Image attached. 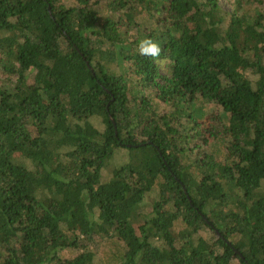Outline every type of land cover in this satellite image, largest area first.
Returning a JSON list of instances; mask_svg holds the SVG:
<instances>
[{"label": "trees", "instance_id": "trees-1", "mask_svg": "<svg viewBox=\"0 0 264 264\" xmlns=\"http://www.w3.org/2000/svg\"><path fill=\"white\" fill-rule=\"evenodd\" d=\"M230 3L0 0V264H264V0Z\"/></svg>", "mask_w": 264, "mask_h": 264}, {"label": "clouds", "instance_id": "clouds-1", "mask_svg": "<svg viewBox=\"0 0 264 264\" xmlns=\"http://www.w3.org/2000/svg\"><path fill=\"white\" fill-rule=\"evenodd\" d=\"M138 52L142 56L158 58L161 53L160 46L151 39H142L138 44Z\"/></svg>", "mask_w": 264, "mask_h": 264}, {"label": "rangeland", "instance_id": "rangeland-1", "mask_svg": "<svg viewBox=\"0 0 264 264\" xmlns=\"http://www.w3.org/2000/svg\"><path fill=\"white\" fill-rule=\"evenodd\" d=\"M62 1V4H65L66 5H78L80 4V1L81 0H61ZM232 0H221V3L223 4V6H225V8H230V5H231V2ZM139 18H142V16L140 15ZM135 31V29H133ZM130 33H132L134 35V32L131 31ZM163 61H160V64L163 65ZM147 101V100H146ZM148 102V101H147ZM148 103H151L153 104L152 102V99H149V102ZM163 110L162 109H154V112H155V117L158 116V114H160ZM127 137V136H126Z\"/></svg>", "mask_w": 264, "mask_h": 264}]
</instances>
